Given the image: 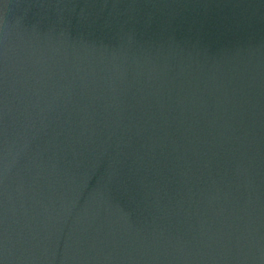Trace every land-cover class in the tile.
<instances>
[{
    "label": "water",
    "instance_id": "95a60500",
    "mask_svg": "<svg viewBox=\"0 0 264 264\" xmlns=\"http://www.w3.org/2000/svg\"><path fill=\"white\" fill-rule=\"evenodd\" d=\"M0 264H264V0H0Z\"/></svg>",
    "mask_w": 264,
    "mask_h": 264
}]
</instances>
